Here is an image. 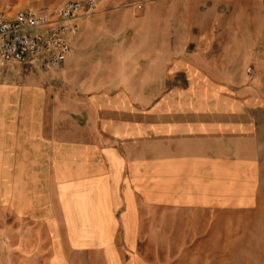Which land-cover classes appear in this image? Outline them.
Here are the masks:
<instances>
[{"label":"crops","instance_id":"crops-1","mask_svg":"<svg viewBox=\"0 0 264 264\" xmlns=\"http://www.w3.org/2000/svg\"><path fill=\"white\" fill-rule=\"evenodd\" d=\"M116 14L156 38L127 45L142 50L124 64L69 72L81 103L0 83V264H150L171 248L175 208L196 216L198 264H264V85L245 71L264 65V0Z\"/></svg>","mask_w":264,"mask_h":264},{"label":"rangeland","instance_id":"rangeland-1","mask_svg":"<svg viewBox=\"0 0 264 264\" xmlns=\"http://www.w3.org/2000/svg\"><path fill=\"white\" fill-rule=\"evenodd\" d=\"M63 1L66 0H0V10L14 12L29 7L53 8ZM151 2L152 0H97L94 13L81 22L77 41L79 60L76 67L69 68L68 60L50 70H43L25 63L4 64L0 66V83L13 82L19 86L41 83L43 87L52 86V88L59 89L63 99L70 94H78L75 97L81 103L80 100L84 101L86 97L80 95V87L69 80L68 73L72 72L76 76L84 77L87 74H92L96 70L94 64L102 59L112 65L113 62L120 64V61L124 64L126 62L124 58L127 57L129 51H133L135 56L139 54L142 49L126 46H137L141 40H153L156 38V33L151 30L150 26L123 28L119 25V18L121 17L116 13L127 8L149 7ZM85 22H89L87 27H85ZM163 35L165 38H160H164L171 45L175 43V40L182 39V33L168 32L163 33ZM113 45L118 46L113 47ZM141 62L144 60L141 59ZM129 65L132 67L133 63ZM248 66H251L255 71L254 75L249 74L248 83L251 84L254 80L259 79L258 87L260 88L264 85V65H261V69L256 65H247L245 71ZM43 73H58L60 76L56 77V80L38 79ZM63 74L65 75L63 76ZM19 108L15 107V109ZM162 219L165 221V214L162 215ZM168 219L172 220L173 223L171 225L173 227V239L168 241L171 248H165V243H162L159 254L147 256V260H150V264H198L196 216L187 215L185 209L175 208L173 215L168 216ZM165 227L166 225H162V235H165ZM189 236L190 238L187 239ZM14 264H22L21 257L15 255Z\"/></svg>","mask_w":264,"mask_h":264},{"label":"built area","instance_id":"built-area-1","mask_svg":"<svg viewBox=\"0 0 264 264\" xmlns=\"http://www.w3.org/2000/svg\"><path fill=\"white\" fill-rule=\"evenodd\" d=\"M96 6L97 0H66L53 8L0 10V66L25 63L50 70L62 65L82 20L92 15ZM246 71L255 74L252 67Z\"/></svg>","mask_w":264,"mask_h":264}]
</instances>
